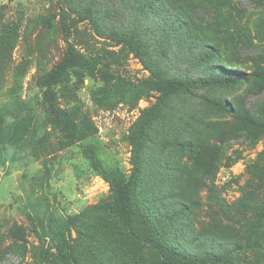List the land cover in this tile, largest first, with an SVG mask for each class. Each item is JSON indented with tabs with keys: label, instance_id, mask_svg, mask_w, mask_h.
<instances>
[{
	"label": "rangeland",
	"instance_id": "374dc122",
	"mask_svg": "<svg viewBox=\"0 0 264 264\" xmlns=\"http://www.w3.org/2000/svg\"><path fill=\"white\" fill-rule=\"evenodd\" d=\"M195 41L215 47L211 64L247 79L132 96L149 79L203 76L208 63L191 52ZM70 44L75 70L98 59L96 73L73 76L92 128L78 120L71 139L54 126L51 112L75 102L59 87L42 85ZM255 61H264V0H0V103L22 63L20 96L29 109L20 115L30 120L19 142L9 129L15 117L3 132L0 264H72L51 240L55 217L71 222L78 264H160L151 247L122 235L102 165L120 167L132 179L136 205L146 200L159 213L172 201L185 204L187 215L167 227L185 252L230 245L226 259L199 264H264V218L255 223L264 205V132L252 134L235 117L249 110L264 122ZM97 87L110 90L112 106L94 100ZM216 101L230 112L218 110ZM186 141L218 149V159L198 167L178 145Z\"/></svg>",
	"mask_w": 264,
	"mask_h": 264
},
{
	"label": "trees",
	"instance_id": "16d2710c",
	"mask_svg": "<svg viewBox=\"0 0 264 264\" xmlns=\"http://www.w3.org/2000/svg\"><path fill=\"white\" fill-rule=\"evenodd\" d=\"M150 0H146L148 5ZM126 41V40H125ZM128 42H132L131 40ZM190 50L201 61L208 63L203 76L197 78H170L165 77L159 80H147L142 86L137 88L132 96L138 98L143 92L148 90H157L164 94H172L177 92H192L198 88L227 86L234 83L242 82L247 79L246 73L230 68L224 69L220 66L211 64L212 58L216 55L217 50L213 45L195 41L194 46L190 45ZM78 65L77 53L75 47L70 44L65 56L54 65L49 71L43 75L42 85L47 90L59 87L65 95L75 104L68 108L59 107L52 108V123L55 127L60 128L66 133L67 138L74 137L77 131L78 120L82 119L85 126L92 128L87 122L85 116L80 111L79 102L75 95V81L73 76L76 74L80 79L96 73L98 59L94 58L88 64L82 65L81 69L75 70ZM256 69L253 76L258 83V90L264 89V61H255ZM226 70H230L226 73ZM26 69L23 64H19L15 74V86L5 94L6 100L0 103V157L5 150L4 145V129L7 127L9 119H16L10 124L13 132L11 138L14 142L23 139L25 131L30 126V120L26 115L21 113L29 109V103L20 96L23 87V77ZM105 81L109 82L111 76L104 74ZM92 96L94 100L103 106H112L114 101L110 98V90L104 87H97L93 90ZM218 110L222 112H230L227 105L222 101L212 103ZM235 117L245 126L252 134L258 135L264 132V122L257 120L249 110L236 112ZM178 145L183 150L193 153L195 164L206 169L210 164L219 157L216 148H195L189 142H179ZM100 171L103 177L110 183L114 194V211L116 219L119 221L122 235L130 240L147 244L155 252V258L160 264H199L207 260L219 262L226 259L231 250L230 245H222L223 243H210L204 248L190 254L184 251L171 240L167 227L173 224L177 219L187 215L189 209L179 201H172L161 212H155L149 202L144 200L138 205L133 199V182L127 178L120 167H110L102 165ZM260 217L256 220V225H260L264 218V205H260ZM135 225H139L143 233H139L135 229ZM51 240L56 247L57 254L62 260L72 264H78V255L75 252L72 243L71 222L69 219L53 218L49 227ZM223 249L224 254L214 253L218 249ZM203 253V254H202ZM206 256V257H205ZM205 257V258H204Z\"/></svg>",
	"mask_w": 264,
	"mask_h": 264
}]
</instances>
